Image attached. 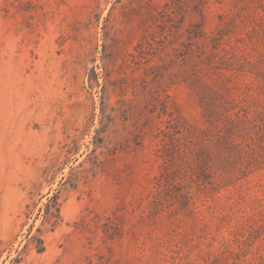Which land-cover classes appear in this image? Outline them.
I'll list each match as a JSON object with an SVG mask.
<instances>
[{
	"label": "rangeland",
	"instance_id": "374dc122",
	"mask_svg": "<svg viewBox=\"0 0 264 264\" xmlns=\"http://www.w3.org/2000/svg\"><path fill=\"white\" fill-rule=\"evenodd\" d=\"M0 264H264V0H0Z\"/></svg>",
	"mask_w": 264,
	"mask_h": 264
}]
</instances>
